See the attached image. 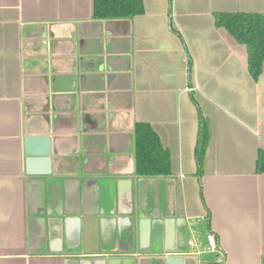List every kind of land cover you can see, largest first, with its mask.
<instances>
[{"label":"crops","instance_id":"0c3cea01","mask_svg":"<svg viewBox=\"0 0 264 264\" xmlns=\"http://www.w3.org/2000/svg\"><path fill=\"white\" fill-rule=\"evenodd\" d=\"M143 3L115 22L93 18L94 0H0V264H210V232L224 264H264V68L254 79L215 20L264 0ZM137 123L171 176H136ZM26 136L52 137V174L26 173Z\"/></svg>","mask_w":264,"mask_h":264},{"label":"trees","instance_id":"16d2710c","mask_svg":"<svg viewBox=\"0 0 264 264\" xmlns=\"http://www.w3.org/2000/svg\"><path fill=\"white\" fill-rule=\"evenodd\" d=\"M144 12L143 0H94L93 18L97 20L127 21ZM215 20L218 28L226 29L238 43L247 47L248 69L252 77L258 80L264 68V13L217 12ZM188 60L189 72H191L193 59L190 53ZM200 126L197 161L198 175L201 177L209 143L208 129L205 128V119L201 112ZM257 173H264L263 151L258 156ZM135 174L138 178L169 177L172 174L170 152L163 146L158 134L148 123H137L135 126ZM201 195L203 197V189ZM209 222L208 218V225L204 226V231L210 228ZM209 234L215 236L213 232ZM215 238L220 250L218 239L216 236ZM205 255L210 258V264H214L218 257L214 253Z\"/></svg>","mask_w":264,"mask_h":264},{"label":"water","instance_id":"95a60500","mask_svg":"<svg viewBox=\"0 0 264 264\" xmlns=\"http://www.w3.org/2000/svg\"><path fill=\"white\" fill-rule=\"evenodd\" d=\"M23 146L25 170L28 175L52 174L53 158L59 156L60 152L51 136H26ZM141 217L140 231L142 237L147 238L150 229L149 220L144 218V215ZM171 223L172 220L165 221L167 229ZM167 264H184V259L181 256H172L167 259Z\"/></svg>","mask_w":264,"mask_h":264},{"label":"built area","instance_id":"2783aa9c","mask_svg":"<svg viewBox=\"0 0 264 264\" xmlns=\"http://www.w3.org/2000/svg\"><path fill=\"white\" fill-rule=\"evenodd\" d=\"M190 246L192 248H197V244L194 241L190 242ZM202 251L203 253H214L218 255L214 264H224V257L220 250H218V244L213 234L207 236V246ZM198 254H201V251L198 252Z\"/></svg>","mask_w":264,"mask_h":264}]
</instances>
